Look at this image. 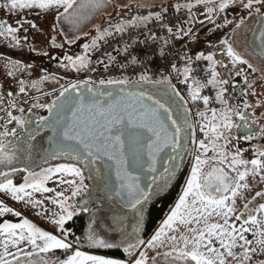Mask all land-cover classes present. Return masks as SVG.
Listing matches in <instances>:
<instances>
[{
  "label": "snow or ice",
  "instance_id": "snow-or-ice-1",
  "mask_svg": "<svg viewBox=\"0 0 264 264\" xmlns=\"http://www.w3.org/2000/svg\"><path fill=\"white\" fill-rule=\"evenodd\" d=\"M197 3L209 4L212 0H197ZM234 3L235 0H221L218 6L208 7L207 11L208 13L223 11ZM74 4L75 0H0V9L6 10L9 16L21 17L15 20L16 26L9 23L7 19H0V37L8 40L13 47H19L21 40L27 39L26 36L19 35L25 23L32 28L36 27L35 23L23 18L26 11H36L37 14H41L63 8L66 13ZM92 6L99 9L107 5L103 3V0H95ZM137 7L153 6L137 4ZM182 7L190 11L193 5L179 3L175 5L176 11H180ZM243 7L249 10V15L255 12L264 21V10H262L264 0H246ZM167 11V7L161 6V11H149L147 15L134 16L130 20L117 23L114 31L111 24L103 30L97 26V34L91 39V43L83 45L84 52L75 57L65 56L64 59L68 63H62V67H71L76 71L87 69L92 64L89 53L97 49L107 37L114 35V32L123 34L129 27L147 26L153 19L162 21L163 13ZM56 19L59 20V15ZM225 23H231V21L226 20ZM243 24L244 19H240L236 27L239 28ZM161 26L169 33L172 32L171 27ZM258 38L261 54H264V23L261 24ZM52 39L55 43V37ZM76 39L79 37L68 42L74 43ZM146 39L154 41L157 37L151 34ZM161 39L164 44H167L166 39ZM223 44L233 65L243 64L253 71L257 70L253 68L249 60L236 51L229 40L225 39ZM129 47L130 45H125L123 51L127 52ZM161 54L163 55V48H161ZM106 55L108 63L97 61L102 63L105 69L115 60L114 56ZM214 57V53L206 56L200 53L196 59L211 62V79L207 81V84L220 86L216 99L227 106V101L223 99L227 89L222 85L227 84L228 81L217 79L219 73L215 68L217 61ZM132 62H136L135 57H132ZM9 63L14 69L20 65V61L10 60ZM172 69L180 72L175 64L172 65ZM182 71L183 83L187 84L192 69L190 66H185ZM241 74L242 70L236 72L237 76ZM8 75L12 76L14 72L10 71ZM48 78L46 75L39 82L32 81V87L36 88L37 83H42ZM139 80L152 84H166L179 98L183 113L178 114V110L174 109L168 101H162L145 92H125L123 87H119L118 93L100 87L94 88L92 86L94 82L89 78L71 83L67 87L62 86L59 94L50 103L32 105V108L47 109L48 114L38 117L36 128L29 133V139L35 140L41 132L50 130L51 135L47 139L51 150L45 154V162L47 155H51L53 159L65 158L69 162L56 163L41 168L39 172L32 171L30 166L18 168L15 166L18 159L16 152L8 150L10 146L14 148L13 142L7 139L9 136L17 137V129L0 132V193L38 209L37 215L47 216L59 230V234L46 231L23 216L21 211L10 207L0 199V217L12 214L14 217L21 218L19 222L8 219L0 222V264H149L150 258L147 251H140L138 256H135L134 250L140 246L156 250L163 247L166 241L170 242V250L164 255L172 257V264H264V203H258V207L249 209L248 203H251L249 201L243 205L244 211L237 215V199L242 196V190L249 188L248 177L260 176V179L264 180V151H259L258 157L251 160L243 159L237 151L229 159L225 151L229 141L221 131V129L230 130L233 126L240 127L233 124V115L247 123L248 118L245 112L239 110L240 106L235 109L225 107L217 122V110L211 109V120L200 125V131L205 136H208L209 132L212 133L211 139L208 143L203 139L197 141L196 127L189 118L191 111L187 107L189 101L176 90V86L171 83V77L166 76L162 80L153 81L148 75L142 73ZM245 80L247 82V77ZM24 83L23 80L20 81L21 93L26 91ZM129 83L127 77L99 81L101 86L105 84L121 86ZM206 86L193 79V86L189 92L190 99L194 102L202 100L205 105H208L210 97L200 95L201 89ZM8 95L11 96L12 93L9 92ZM249 107L251 105L247 103L243 105L245 110ZM19 111L24 113L25 109L20 108ZM28 111L31 112V109ZM197 115L207 120L205 112H198ZM8 116L9 123L15 121L17 127L25 132L28 131L27 125L32 123L30 119L14 116L11 112ZM185 127L189 130L190 142L197 145L205 156L209 151L215 153L216 155L211 157L215 165H226L228 170L222 166H213L211 171L205 173L204 167L208 165L209 160L202 159L201 155H195V162L191 167L190 175L186 178L181 195L160 227L147 241L139 236L141 229L137 227L131 237L123 233V229H119L122 233L119 243L110 242L94 231L92 224L95 220L93 219L83 237L88 247L94 249L122 247L123 252L130 259L92 254L81 250V237L68 239L74 234L65 227L66 222L71 221L78 212L89 211V208L85 206L88 204L87 200L81 205L70 203V201L88 189L85 179H92L94 176L106 181L105 190L108 198H118L126 207L133 209L140 217L138 225L142 224V207L149 199L151 187L142 186L141 177L157 171L161 153H164L165 149L170 148L177 154L178 150L183 149L184 145L181 141L185 137ZM205 128L208 131H205ZM221 138H224V144L218 143ZM245 139H251V136H246ZM174 159L172 155L167 156L168 167L164 168V177L175 176V169L178 166L172 163ZM101 167L106 170V174L102 175ZM85 170L88 171L87 177ZM18 172L27 173L23 176L22 183H16L12 178ZM56 180L59 185H68L71 195L48 186L49 181ZM151 183H156L154 175L151 177ZM37 193H54V195L37 199L35 196ZM257 197L264 198V191L256 192L252 199L256 200ZM45 200L50 201L58 210L51 211L49 215ZM237 222H240L239 227ZM249 233L252 236L251 239L247 235ZM56 250H62L64 254L62 259L59 257L45 259L44 256L32 259L39 254L55 253ZM156 255H160L159 251Z\"/></svg>",
  "mask_w": 264,
  "mask_h": 264
},
{
  "label": "rangeland",
  "instance_id": "rangeland-1",
  "mask_svg": "<svg viewBox=\"0 0 264 264\" xmlns=\"http://www.w3.org/2000/svg\"><path fill=\"white\" fill-rule=\"evenodd\" d=\"M95 0H75V4L72 8L68 10V12H64L63 8L59 10H50L48 13H41L37 14L36 11H26L23 14V18L28 21H32L36 24L35 28H32L28 23H25L24 28L21 30L19 35L21 37L26 36V40H21V45L19 47H13L12 44L5 40L3 37H0V108L2 105H8L10 103V97H14L16 100V105L18 108H24V113H21L19 116H26L28 114L34 116H46L47 109L44 108H32L34 103H50L55 97L59 94L62 86L67 87L71 83H75L78 80V71L69 68L62 67V63H68L64 57L65 56H77L84 52L83 45L90 44L91 39L97 34L96 27L99 26L101 30L108 28L109 24L112 25V30L114 31V26L117 23H121L122 21H127L132 19L134 16L137 15H147L149 11H161V6L167 7L168 10L171 8H175L177 3L183 4H191L193 10L196 6H202L205 10L206 17L204 20L199 21L197 18L194 19V22L190 26L189 29L185 32L184 38L188 39L189 47L194 51V55L198 56L200 53H204V55H208L209 53L215 54V60L217 64L215 66L216 71L219 73L217 77L218 80H227L228 83L222 85L223 88L227 89V91L223 94V99L227 101V106L220 103L216 99L219 108L217 110V122H219V115L225 109V107H231L235 109L234 100L231 97V93L229 91V85L232 78L235 76L236 72L242 66L240 64L233 65L231 62V58L227 56L226 49L224 47H214L212 45L207 46L204 50H196L195 47L197 46V41L201 38V29L202 27H209L210 34L208 38H215L217 34L223 32V25L226 28H231L234 25H237L240 19H244V24L241 25L237 29V35H233L234 42L233 47L241 54V48L245 47L244 43L248 38L249 30L247 27L248 22L250 21L249 12L243 11L245 10L243 4L246 3V0H235L234 4H231V9L239 10L240 13L237 15L229 14L226 18L224 16V12L217 10L214 13H208V7H216L220 4L221 0H212V3L205 4V3H197V0H103V3L107 6L104 8H94L92 5ZM137 4H146L152 5L153 7H143L138 8ZM183 8V7H182ZM187 9V8H185ZM189 10V9H188ZM131 12V14L129 13ZM133 15V16H129ZM59 15V20L56 17ZM194 16V15H193ZM67 17V19H66ZM196 17V16H195ZM20 16H9L6 13V10L0 9V19H7L9 23H12L13 26L15 25V20L20 19ZM124 19V20H123ZM231 21V23H225V21ZM79 37L76 39L74 43H69L68 40H72L75 37ZM53 37H55V43H53ZM67 37V39H65ZM177 42H181L182 37L179 34H176ZM62 45V47H60ZM187 56V54H186ZM20 61V65L17 66L15 69L13 68L12 64L9 61ZM205 62L211 79V62L201 59ZM27 65H31V67H27ZM227 65V67H225ZM246 66V65H245ZM253 67L258 68V66L253 65ZM12 71L14 75L9 76L8 73ZM48 76L47 80H44L42 83H37V87H32V81H41V78L44 76ZM23 80L24 87L26 91V97L24 99L19 98V91L20 88V81ZM84 80H87L85 78ZM81 80V81H84ZM264 80V74H263ZM146 82V81H141ZM94 88L99 87L98 84L92 85ZM215 92L219 90L220 86H213ZM256 97L255 99H260L262 103V107L264 109V84L263 86L256 88ZM11 92L12 95L9 96L8 93ZM188 106V105H187ZM189 108L192 111L190 114V120L195 125V120L200 119V124L195 125L196 127V140L199 141L201 139L205 140L206 143L209 142L211 139L212 133L209 132L208 136H205L204 133L200 131V125L206 124L211 120L212 112L209 109H202L197 110L196 105L193 107L189 105ZM31 109V112L28 110ZM198 112H205L207 115V120L197 115ZM233 124H235V115L232 116ZM259 124H262L259 123ZM12 128L17 129L18 135L22 134L23 130L17 127L16 122L12 121L11 123L5 122L0 118V132L4 131H11ZM233 130V129H232ZM205 131H208L205 128ZM224 133V137L227 138L229 141L226 145L225 151L228 153L229 159L231 155L236 153L237 151L240 152L241 157L245 159L244 153L238 147V143L236 144L235 139L233 138V133L228 129H221ZM15 137L9 136L7 137L8 140H14ZM219 144H224V138L218 142ZM48 142L45 141L44 137H40L36 141V147L39 148L36 152V155H40L43 153V150L47 149L46 146ZM10 151V148L8 149ZM12 151V150H11ZM201 155L202 159H208L209 163L204 167V172L208 173L211 171L213 166H222L225 167L226 165H215V162L211 159L213 155H216L212 151H209L205 156L198 148L197 145H193L190 142V149L188 156L186 158V163L179 170L178 173L175 174V178L170 186L165 189L163 195L171 193L172 190L175 188H179V193L177 198L171 208L174 207L178 197L181 195L182 190L185 186L186 178L190 175L191 167L194 164V156ZM63 159V158H60ZM59 159V160H60ZM65 159V158H64ZM58 160V159H55ZM246 160V159H245ZM49 164V163H48ZM41 166L33 171L39 172L41 168L48 167L50 165ZM18 165V160L15 162V166ZM52 165V164H51ZM250 167V165H249ZM242 170V168H241ZM102 175L104 172H101ZM27 173H24L26 175ZM23 175V176H24ZM235 175V173H232ZM85 176H88V171L85 170ZM68 178V177H66ZM92 179H95L94 177ZM92 179H85V184L88 185V189L81 193L80 196L73 198L70 203H74L77 205H81L83 201L87 200L88 204L85 205L89 208L88 212H78L75 216L78 215H87L89 218L88 226L85 232L80 235L79 237L82 238V249H94L90 248L87 245V242L83 240V237L86 235L88 231L89 225L92 223V220H95V223L92 224V228L94 231L99 235L103 236L105 239H108L110 242H117L119 243L120 237L122 235L119 229H123V233L128 234L130 237L133 234L134 230L139 227L138 220L140 217L133 209H123L119 207L116 203L108 202L99 204L100 202H91L89 197H87V193L93 188V180ZM249 188L246 190H242V196L237 199V215L240 212L244 211L243 205L251 201L252 197L256 194L259 189H262L264 180L260 179V176H249L248 177ZM49 187L56 188L57 191L63 190L65 191L66 195H71V189L68 185H59L58 180L56 181H49ZM96 188L99 189V199L103 198L106 200V196L103 194V190L105 187L104 179L100 178L95 183ZM96 189V190H98ZM94 190V189H93ZM154 190H151V193ZM103 194V195H102ZM47 195H54L52 194H35L37 199H44ZM151 196V194H150ZM149 196L148 200H151ZM87 197V198H86ZM156 197V196H155ZM0 199L4 200L6 204L10 207L21 211L23 216H26L28 219L32 220L35 224L39 227L44 228L46 231H52L54 234H59V230L53 225L48 219L47 216L37 215L38 209H34L31 206L24 204L23 202L13 200L9 195L0 193ZM45 204L49 209V215L51 211L58 210L56 206L52 205L50 201L45 200ZM249 204V203H248ZM123 211V212H122ZM143 212V220L146 216V209L143 205L142 207ZM170 213L169 212L165 215L163 220L166 216ZM74 216V217H75ZM73 217V218H74ZM4 219L11 220L13 222H19L21 219L20 217H14L12 214H6L4 217H0V222ZM142 220V222H143ZM162 220V221H163ZM162 221L158 225V227L150 234L148 237H145L144 230L139 232V236L147 241L150 237L155 233V231L160 227ZM237 226L239 227V223L237 222ZM175 234V233H173ZM251 239V234H247ZM68 239L71 240L70 237ZM97 251L105 252H112V251H121L124 255L123 259H130L124 252L123 248H113V249H94ZM170 250V242L166 241L163 247H160L156 250L153 249H146L144 246H140L138 249L134 250V255L138 256L140 251H147L149 256V264H172V257H166L164 254ZM56 253L44 256L45 259H55L57 257L63 258L64 254L59 250H56ZM55 251V252H56ZM159 251L160 255H156V252ZM42 254L33 257L32 259H39ZM154 258V259H153Z\"/></svg>",
  "mask_w": 264,
  "mask_h": 264
},
{
  "label": "built area",
  "instance_id": "built-area-1",
  "mask_svg": "<svg viewBox=\"0 0 264 264\" xmlns=\"http://www.w3.org/2000/svg\"><path fill=\"white\" fill-rule=\"evenodd\" d=\"M163 15L164 19L162 21L153 19L147 26L129 27L123 34L115 32L114 35L107 37L97 49L89 53L92 64L87 69H82L77 73L78 79H80L78 81L90 78L94 84H99L101 79H122L127 77L130 82H137L140 81L139 77L142 73L148 75L153 81H159L166 76H170L171 83L176 86V90L189 101V107L193 103L189 92L193 86V79H195L207 85L201 89L200 95L209 96V102H213L214 89L212 85L207 84L210 79L208 68L204 61L196 59V56L188 47V39L184 38L185 32L190 28L195 18L202 21L206 17L205 10L201 5L190 11L185 8H181L180 11L171 8ZM161 25L171 27L172 32L169 33ZM151 34H155L157 39L154 41L146 39ZM176 34L182 37L181 42H177ZM161 38L166 39L167 44H164ZM125 45H130L127 52L123 51ZM161 48H163V55L161 54ZM106 54L115 57V60L109 64L107 69L102 63H97V61L108 63ZM132 57L136 58L135 63L132 62ZM173 64L176 65L177 69H180V72L172 69ZM185 66H190L192 69L187 84L183 83L182 70ZM145 83L150 82L146 81ZM153 85L167 86L166 84ZM25 97L26 93L19 94L20 99ZM15 102V98L10 97V103L1 106L0 118L3 121H9V112L14 116L21 114ZM194 122L195 125H198L200 124V119Z\"/></svg>",
  "mask_w": 264,
  "mask_h": 264
},
{
  "label": "flooded vegetation",
  "instance_id": "flooded-vegetation-1",
  "mask_svg": "<svg viewBox=\"0 0 264 264\" xmlns=\"http://www.w3.org/2000/svg\"><path fill=\"white\" fill-rule=\"evenodd\" d=\"M230 6L231 5H229L227 9L223 10L225 17L232 13L234 15H237V12L238 14L240 13L239 10L231 9ZM243 11L249 12V10L247 9ZM260 20H261L260 15L253 12L252 17H250V21L247 24V27H248L247 30H249V32L247 35L248 38L246 42L244 43V45L246 46L243 47V49L241 48L242 57L249 60V62L252 65L258 66V68L253 67L257 69L256 71H253L252 69H249L247 65L245 66L243 64H240L242 66L239 68L238 71L242 70V74L240 76H237L235 74V76L232 78L230 85H229V91L231 93V97L234 100L235 108H237V106H240L239 110L245 112V115L248 118L247 123H245V121H241L239 117L235 116L236 123L234 125H240V127L233 126L231 128V131L233 133V138L235 139L236 144L238 143V147L240 148V150H242V152L244 153V157L246 160L255 159L258 157L259 151H264V131H262V129H264V109L261 108L263 105L260 99L258 100L255 99L256 97L255 87L258 88L259 85L261 87L264 84V80H263L264 54H261V49L259 46L260 41L257 40L253 42L252 40L255 28ZM222 29H223V32L220 34H217L215 38L207 39V37L210 34L209 32L210 29L209 27H202L201 29L202 36H200L201 38L197 41V46L195 47V49L204 50L207 46H210V45L214 47H219V48L224 47L225 48V45L223 44V41L225 39L233 43L234 42L233 35L234 34L237 35L238 28L236 27V25H234L231 28V30L229 28H226L223 25ZM245 77H247V82L245 80ZM249 84H251V87H249ZM126 90L131 91V92H136V91L143 92L144 91V92L150 93L154 95L155 97L161 99L162 101H168L174 109L178 110V114L183 113V108L180 107L179 98L173 95L171 91L165 92L162 89H158V88H151V87L144 88L140 86H132V87L127 88ZM245 103L251 105V107L245 110L243 108V105ZM218 108H219L218 104H215V108L213 109H218ZM189 118H190V113H189ZM37 119L38 117L36 116V119L33 121L35 125H36ZM261 122L262 124H259ZM33 129H35V126L30 128V130H33ZM188 133H189V130L185 127V137L181 141L184 147L182 150H178V154L177 153L172 154V156L175 157L172 163L178 166L175 169L176 173H178L179 170L183 168V166L186 163L185 160L188 156L189 149H190V139H188ZM50 135H51L50 130L43 131L35 138V140H33L32 146L29 149L30 159H28L27 161H29L30 163H39V159L42 157V155L45 152H48V153L50 152L51 150L50 145H46L48 146L46 147L47 149L43 150V153L40 155H36V152H35V151H38L39 149V148H35L37 139L40 137H44L45 141L47 142V137ZM246 136H251V139H245ZM18 144H19L18 142H15L13 143L14 148L12 146H10L9 148H10V151L14 150L16 152V155L18 157L17 159L18 165L16 167L21 168V166L24 164V161L21 158L22 152H21V149L18 148L19 147ZM49 160L50 159L48 158V161ZM48 161L44 164H41L40 166H44L50 162L52 163L53 161H55V159L49 162ZM166 167H168V163ZM102 171L103 169L101 168V172ZM94 178L95 179H92V180L94 181L93 184L95 185L99 177L94 176ZM174 178L175 176L164 177V173H163V175L159 179L156 180V183L151 186V190H154L150 196L151 200L153 196L157 197L156 194L159 192V189L162 190L164 189V187L167 188L168 186H170ZM94 185H92V187L94 191L96 192V194L99 195V189L96 188V186ZM259 191H264V183H263L262 189H259L257 192ZM164 192L165 190L161 191L160 196H163ZM101 199H102V202L107 201V200H103V198ZM151 200H148L150 201L148 205L143 204L145 206V209H147L149 205L152 203ZM258 203H264V198L257 197L256 200L251 199V203L248 204L249 209L258 207ZM144 223L145 221L143 220L142 224L138 225L141 229L140 231L144 230V227H145Z\"/></svg>",
  "mask_w": 264,
  "mask_h": 264
},
{
  "label": "trees",
  "instance_id": "trees-1",
  "mask_svg": "<svg viewBox=\"0 0 264 264\" xmlns=\"http://www.w3.org/2000/svg\"><path fill=\"white\" fill-rule=\"evenodd\" d=\"M131 14V12H129ZM129 16H133L130 15ZM124 20V19H123ZM61 161H54L52 163H58ZM24 172H18L16 173L12 178L14 180V182L19 183L23 180V175ZM166 187H164V189H159V192L156 194L157 197L155 198V196L152 197V203L149 205V207L146 209V216H145V227H144V235L145 237H148L150 234L153 233V231L158 227V225L160 224V222L163 220V218L165 217V215L169 212V210L171 209V207L173 206L177 195L179 193V188H175L174 190L171 191V193L160 196L161 191L165 190ZM103 195V194H102ZM103 197V196H101ZM104 198V197H103ZM106 198V202L103 203H108V202H113L112 199H108ZM154 198V199H153ZM97 202H100L99 204H101L102 199H99ZM118 205V204H117ZM89 217L87 215L83 216V215H78L75 216L71 221H68L65 225L66 228H68L74 235L73 236H69L71 239H74L76 236H80L82 235L85 230L87 229L88 226V219ZM61 251V250H59ZM57 255L60 252H55ZM107 254L113 255V256H123L121 251H112V252H105ZM53 254V253H49Z\"/></svg>",
  "mask_w": 264,
  "mask_h": 264
},
{
  "label": "water",
  "instance_id": "water-1",
  "mask_svg": "<svg viewBox=\"0 0 264 264\" xmlns=\"http://www.w3.org/2000/svg\"><path fill=\"white\" fill-rule=\"evenodd\" d=\"M262 23H264V21H262V19H261L259 21V23L257 24L256 28H255V31H254L255 35L253 34V39H252L253 42L259 40V38H258L259 37V31L261 29V24ZM119 87H121V86H111V85L100 86V88H103V89H106V90H114V92H117V93L119 92ZM144 87L145 88L152 87V85H145ZM162 90L167 92V91H169V88L168 87H164V88H162ZM125 92H128V91L125 90ZM136 92H140V91H136ZM145 93H147V92H145ZM148 94H150V93H148ZM150 95H152V94H150ZM157 99H159V98H157ZM27 118L32 121V123L30 125H27L28 131L27 132L23 131L22 135H20V136L18 135V137L15 138L14 140H12V142L13 143H15V142L19 143L18 144V146H19L18 148L21 149V152H22L21 158L24 161V164L21 166V168H23L25 166H30L31 170L33 171V170L39 168L41 164L46 163L48 161V158L50 159L49 161L53 160V158L51 157V155H47L46 162H45V154L48 153V152H45L42 155V157L39 159V163H30L29 161H27L28 160V156H29V149H30V147L32 146V143H33V140L29 139V133L33 132L35 130V129L30 130V128H32L33 126H35V128H36V125L33 122L36 119V116L28 114ZM47 142H48V139H47ZM48 145H50L49 142H48ZM172 154H173V152L171 151L170 148L169 149H165V152L161 153V161L157 165V171L155 173H151V174L142 176L141 177V185L142 186H145V187L150 186L151 187L153 185L151 183V177L154 175L156 177V180H157L163 175L164 168L167 166V163H168L167 156L168 155H172ZM101 168L103 169L104 174H106V170L103 167H101ZM104 183H106L105 180H104ZM103 194L108 198V193L105 190V187H104V190H103ZM112 200L116 204H118L121 208H123V209H126V210L131 209L129 207H126L123 203H121L118 198H113ZM148 203H149L148 200L144 202L145 205H148Z\"/></svg>",
  "mask_w": 264,
  "mask_h": 264
},
{
  "label": "crops",
  "instance_id": "crops-1",
  "mask_svg": "<svg viewBox=\"0 0 264 264\" xmlns=\"http://www.w3.org/2000/svg\"><path fill=\"white\" fill-rule=\"evenodd\" d=\"M200 104H201V108H204V109L211 110V109L215 108V105H211V104L205 105L203 102L200 103ZM67 162H69V161L61 160V162H58V163H67ZM51 164L53 165V164H56V163H49L48 165H51ZM22 175H24V174H22ZM22 182H23V180L21 182H19V183H22ZM87 197H89V200H91V202H93V201L94 202H97L99 200V195L96 194V192L93 190V188L90 190V192L87 193ZM82 250L83 251H88V252H90L92 254L105 255V256H109V257H113V258L123 259V257H124V255L121 256V257L120 256H113V255H110V254H107V253H103L101 251H97V250H94V249H90V250H88V249H82ZM47 255H49V254H42V256H47Z\"/></svg>",
  "mask_w": 264,
  "mask_h": 264
},
{
  "label": "bare ground",
  "instance_id": "bare-ground-1",
  "mask_svg": "<svg viewBox=\"0 0 264 264\" xmlns=\"http://www.w3.org/2000/svg\"><path fill=\"white\" fill-rule=\"evenodd\" d=\"M93 197V196H92ZM87 198V197H86ZM94 198V197H93Z\"/></svg>",
  "mask_w": 264,
  "mask_h": 264
}]
</instances>
